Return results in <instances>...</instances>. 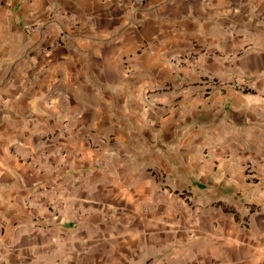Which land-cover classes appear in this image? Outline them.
I'll return each mask as SVG.
<instances>
[{
  "label": "crops",
  "instance_id": "crops-1",
  "mask_svg": "<svg viewBox=\"0 0 264 264\" xmlns=\"http://www.w3.org/2000/svg\"><path fill=\"white\" fill-rule=\"evenodd\" d=\"M0 264H264V0H0Z\"/></svg>",
  "mask_w": 264,
  "mask_h": 264
},
{
  "label": "built area",
  "instance_id": "built-area-1",
  "mask_svg": "<svg viewBox=\"0 0 264 264\" xmlns=\"http://www.w3.org/2000/svg\"><path fill=\"white\" fill-rule=\"evenodd\" d=\"M64 36H65V35H64ZM56 43L59 44V43H60V40H58Z\"/></svg>",
  "mask_w": 264,
  "mask_h": 264
}]
</instances>
